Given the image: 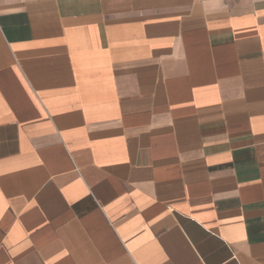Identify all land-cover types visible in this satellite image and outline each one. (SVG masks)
Segmentation results:
<instances>
[{"label":"crops","instance_id":"obj_1","mask_svg":"<svg viewBox=\"0 0 264 264\" xmlns=\"http://www.w3.org/2000/svg\"><path fill=\"white\" fill-rule=\"evenodd\" d=\"M0 264H264V0H0Z\"/></svg>","mask_w":264,"mask_h":264}]
</instances>
